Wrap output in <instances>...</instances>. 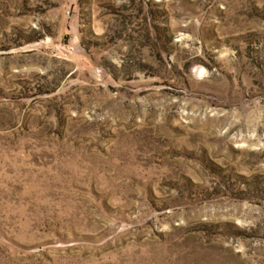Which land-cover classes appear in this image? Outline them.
I'll return each mask as SVG.
<instances>
[{
    "label": "rangeland",
    "instance_id": "1",
    "mask_svg": "<svg viewBox=\"0 0 264 264\" xmlns=\"http://www.w3.org/2000/svg\"><path fill=\"white\" fill-rule=\"evenodd\" d=\"M0 264H264V0H0Z\"/></svg>",
    "mask_w": 264,
    "mask_h": 264
}]
</instances>
